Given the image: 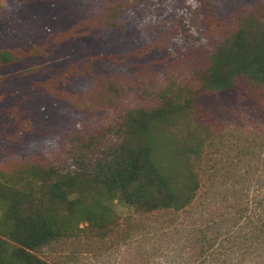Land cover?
<instances>
[{
  "label": "rangeland",
  "instance_id": "rangeland-1",
  "mask_svg": "<svg viewBox=\"0 0 264 264\" xmlns=\"http://www.w3.org/2000/svg\"><path fill=\"white\" fill-rule=\"evenodd\" d=\"M3 10L0 196L32 192L44 202L47 188L34 166L66 170L78 154V140L115 136L120 111L155 106L165 92L179 95L187 107L176 123L168 122L173 130L164 142L157 134L165 152L222 132L203 153L205 184L193 214L199 216L212 200L211 172L214 166L227 170L228 152L241 168L263 161L264 137L257 133L264 136V84L237 77L230 89L211 91L199 80L212 50L241 18L264 21V0H0ZM255 178L240 199L250 215H240L232 194L212 204L213 214H222L217 226L235 234L231 243L240 252L248 219L263 214V205L255 208L263 192ZM111 207L104 236L79 223L80 230L30 249L8 231L9 203L0 198V264H19V248L36 264H189L197 224L180 218L169 225L175 214L141 216L116 200ZM238 257L243 253L230 264Z\"/></svg>",
  "mask_w": 264,
  "mask_h": 264
},
{
  "label": "trees",
  "instance_id": "trees-1",
  "mask_svg": "<svg viewBox=\"0 0 264 264\" xmlns=\"http://www.w3.org/2000/svg\"><path fill=\"white\" fill-rule=\"evenodd\" d=\"M249 19L250 16L241 18L236 30L212 50L207 69L199 80L205 90L230 89L237 77L264 84V21L250 22ZM3 20L4 14H0L2 27ZM1 59L2 63L7 62L5 52ZM186 111L179 95L165 92L155 106L136 104L120 111L115 136L108 132L98 140L93 136L81 138L82 142L78 140V154L70 158L66 170L34 166L33 173L39 174L47 196L43 197L44 202H36L32 192L17 191L11 198L5 194L0 196L9 203L6 218L13 220L8 231L30 249L80 230L79 223H86V229H93L96 236H104L108 233L111 206L116 200L141 216L160 212L175 214L174 220H168L169 225L180 218L183 224H197L199 236L187 256L189 264H230L239 253L243 257H238L235 263L264 264V159L256 162L255 168L250 163L241 168L240 162L228 152L227 170L217 166L212 169L209 184V189L214 188L212 200L199 216L193 214L198 192L205 184L203 153L207 146L221 140L222 132L210 136L208 142L197 140L195 145L184 144L179 150L167 148L165 152L157 134H163L164 142L167 130H173L168 122L176 123L174 118L186 115ZM254 178L255 182L260 181L259 191H263L258 194L261 197L255 208L263 205V214L256 220L248 219V234L244 236V243H238L244 247L240 252L239 246L231 243L235 234L229 229L222 232L217 226L222 214L214 215L212 204L221 198L229 199L232 194L240 215L245 212L250 215V207L240 199L248 192L247 181ZM16 257L19 264H36L22 248Z\"/></svg>",
  "mask_w": 264,
  "mask_h": 264
}]
</instances>
